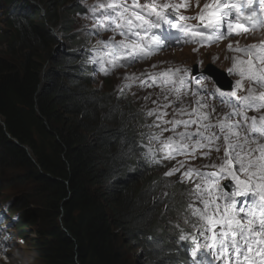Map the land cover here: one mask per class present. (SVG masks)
Here are the masks:
<instances>
[{
  "label": "trees",
  "instance_id": "16d2710c",
  "mask_svg": "<svg viewBox=\"0 0 264 264\" xmlns=\"http://www.w3.org/2000/svg\"><path fill=\"white\" fill-rule=\"evenodd\" d=\"M64 1L72 25L60 32L65 46L41 90L38 41L43 48L44 21L25 9L0 31V160L21 171L14 181L34 185L25 200H16L19 216L39 223L34 241L43 264H134L130 251L136 264H172L166 252L186 230L169 219H180L182 199L160 195L165 178L155 177L161 170L146 155L139 156L146 173L120 183L135 160L133 137L145 125L144 114L138 101L122 104L111 83L102 81L91 55L82 52L93 48L73 33L80 10ZM5 5L6 16H13L12 1ZM75 57L83 70L80 80L66 73ZM147 159L153 163L145 168ZM29 201L33 207L26 208ZM114 218L128 247L119 242L122 232L112 227Z\"/></svg>",
  "mask_w": 264,
  "mask_h": 264
},
{
  "label": "snow or ice",
  "instance_id": "6c2138e0",
  "mask_svg": "<svg viewBox=\"0 0 264 264\" xmlns=\"http://www.w3.org/2000/svg\"><path fill=\"white\" fill-rule=\"evenodd\" d=\"M181 6L187 7L186 4L158 5L155 0H149L144 5L138 0H132L131 4L127 0H98L95 6H91L93 16L100 12L93 25L97 34L110 30L124 37L116 41L114 36L104 40L98 35L95 45L98 56L104 51L100 62L111 58L113 67H119V55L130 57L131 63L137 58L151 55L153 45L159 49L164 41L180 39L172 37L171 33L167 36L153 33V29L161 27V22L170 28L178 27L193 42L201 44L215 43L234 32L240 35V29L247 33L249 28L264 25V0H213V3L204 5V10L198 17L178 16L179 21L200 20L199 24L192 26L174 22L178 15L176 10ZM144 10H147L148 18L142 14ZM153 15L155 20L150 19ZM244 21L250 22L249 27L243 26ZM225 26L226 32L223 30ZM141 32L151 35L145 39ZM197 37L199 40H196ZM229 50H232L231 45ZM256 50L257 45H246L243 49L250 54H254ZM259 52V55H255L258 63L249 59L239 61L237 65L234 60L233 68L229 69L230 72L238 73L241 80L251 81L253 87L247 90V95L237 96L236 92H232L228 99H222L223 104L232 108V112L223 114L224 119H217L213 123L212 113L215 108L210 112H203L202 109L207 105L199 100L195 101L198 107L189 106L190 110L178 105L171 120H164L167 112L150 109L146 113L161 122L154 121L153 124L145 125L150 130H158L157 134H152L151 131L146 134L149 144L156 141L159 145L155 151L164 154L155 163L172 160L179 154L195 156L197 149L207 148L209 151L202 153L205 157H209L213 150L219 153L223 148L224 151L220 164L201 166L215 171L204 172L188 168L183 172V177L193 184L188 190L190 199L185 208L184 223L198 232V236H180L181 241H192L189 264H264V42L259 45ZM160 75L167 76L168 73ZM161 83L167 84L169 81L164 79ZM257 85L261 91H257ZM236 86L241 87V81H237ZM164 99L167 100V96ZM167 107L171 105H158V108ZM253 108L261 114L248 117L247 111ZM233 115L242 116L244 123L232 121ZM179 116H187L188 119H178ZM193 126L195 130H192ZM181 127L183 131H177ZM165 131L172 134L164 137ZM218 141L222 143H217ZM152 151L150 148L149 152ZM182 167L183 162L164 175L172 176ZM228 178L234 182V187L225 191L226 186H222L220 181ZM192 197L196 203L192 202Z\"/></svg>",
  "mask_w": 264,
  "mask_h": 264
},
{
  "label": "bare ground",
  "instance_id": "6f19581e",
  "mask_svg": "<svg viewBox=\"0 0 264 264\" xmlns=\"http://www.w3.org/2000/svg\"><path fill=\"white\" fill-rule=\"evenodd\" d=\"M70 1V0H69ZM189 1V4L191 5V1ZM211 3H213V0H210ZM73 3V5H75V8L79 9V13H77V15L74 17L73 21H77L78 22V27L76 29V33H79V36L81 38H83L86 32L90 33V31L86 28H83V20L86 17V10L87 8L83 7L82 4L89 2V0H72L71 1ZM90 4V2H89ZM194 4L195 5H199L200 9L199 12L201 13L202 10H204V5L206 4L205 2H203V0H194ZM71 8V7H70ZM25 9H27L28 11H31V16L34 15V12L44 21V24H47L46 18L44 17V15H42L39 11V7L38 4L27 1V6L26 8H21L19 9V12L24 11ZM177 11V10H176ZM6 12H7V8L5 5V0H0V19H2L3 17L6 16ZM98 13V12H96ZM95 13V14H96ZM199 13V14H200ZM196 15L195 17L199 16ZM186 17H189L187 15H184ZM155 17V15H153L152 17H150V19H153ZM91 18L93 19V15L91 16ZM179 23H188L190 22V20L187 21H179L178 18L174 21ZM200 23L199 19H193L191 24L188 26H192V25H197ZM167 27L166 30L169 29V26H164ZM47 28V27H45ZM158 29H153L152 32L156 33L158 32ZM179 31V28H171V36L172 37H177L176 32ZM241 35L242 37H244L247 41H243L245 45L251 44L253 41L250 40L251 36L253 34H264V25H259L256 26L255 28H252V31L250 32V35H247V33H243L242 31ZM43 33L44 36L46 37V39L48 41H50V39H52V41H55L56 39L59 40L60 42L62 41V36L61 33L59 31H54L53 33H48L45 32V29L43 28ZM235 33V32H234ZM151 33L149 34H145L143 37L146 39L148 38V36H150ZM165 36H167L166 34H164ZM119 37H122L119 34ZM190 38V44H188L187 42H185L182 38ZM180 39L178 40H170L171 44L174 46L175 51H180L182 49L188 48L189 49V53L191 54L192 58L191 59H185L182 58L181 56H179V58H167L165 59L164 56L167 55V53L169 52V50H166L163 46L159 49H157L154 45L151 46L152 48V52L151 55H149L146 58H137L135 59V61L129 63V60L131 59L130 57H127L126 55H119L118 59H119V67H113V62L111 58H105L103 60V63L100 62V58L104 57V51H101L99 53V56L97 54V50L95 48V45L92 44L91 42V35L87 34V42L88 45L90 47H92L93 49L87 48L85 50H83L82 52H88L91 55V60L93 63H95L96 67L99 68L100 73L102 75L101 79L102 81H109L111 83L110 87L111 90L114 91L115 93H119L121 91L120 86H114L112 85L111 81H119L124 80V81H129V82H133L136 81V74L142 72L143 70H146L148 75H150L149 77L143 78V82H142V86L141 89H139L138 91H135L137 89V86H134V91L137 92L138 94H136V96H132V102H137L138 104L136 107L140 108L143 112H144V118H145V125H146V116H147V111L152 109L151 106L148 103V98L150 96L155 95L157 92L159 91H163L165 89V91H169L170 89L176 87V85H178L180 80H183L184 78H187L188 81H190V83H199L198 87H202V80H203V74L204 72L202 71V68L206 70V72L211 73V70L209 68V65L207 63L211 64L212 69L216 68L215 62H218L219 64H223L222 62L218 61V60H214L215 58L211 57V56H207L209 53V49L210 47H212V44H208L207 42H205L204 44H201L199 42H197L196 44H192L191 40L192 38L190 36H185L183 32L180 33ZM85 39V38H83ZM131 39H137L136 37H133ZM197 39V38H196ZM226 42H222L227 44L230 43V37L226 36L225 38ZM165 42V41H164ZM163 42V43H164ZM262 42H264V37L261 40H256L253 45H260ZM204 47V48H201ZM197 51L199 52V54H197ZM243 58V57H241ZM240 58V59H241ZM62 59V58H61ZM152 60H155V62H153ZM44 62L45 64H47L48 59L44 58ZM258 62V61H256ZM144 63H147V66H143ZM156 64V67L154 68V70H149V68L153 65ZM181 64H184V67H180ZM125 66V67H124ZM225 66V65H224ZM113 68H115V70H113ZM109 69H111V71H109ZM121 70L124 69H131L132 73H130L129 75H120L121 73L119 72ZM177 69L179 71H177ZM170 70V71H169ZM194 71L195 74H197V78L196 80H194L193 76H191L190 72ZM161 73H168L167 76H161ZM190 77V78H189ZM153 78H155V83H158L157 86L153 85ZM167 79L169 81V83L167 84H162L161 80ZM149 81V82H147ZM207 84V81L205 83V85ZM147 85V86H144ZM237 85V84H236ZM236 85H234L233 83V79L231 76H229L226 72V67H225V71L224 74L220 77V79H217L216 81H212L211 83V87L212 89L210 90L209 94L210 95H223L222 98H224L226 96V92L235 90V91H243V90H247L248 88L253 87V84L251 81L245 79V82L242 83L241 87H237ZM259 86H256V89ZM145 97H147V99H145ZM176 97V95L174 96ZM134 99V100H133ZM179 104L175 103L174 107L172 106L170 109L171 111L175 110L177 108ZM180 106V105H179ZM157 111L160 112H167V111H162L164 110L163 108H160V110H158L157 108H155ZM173 109V110H172ZM168 113V112H167ZM167 116V115H166ZM248 117H251L248 115ZM161 123V122H160ZM151 131L152 134H157V129L156 128H152L151 130L148 127H143L141 129L140 132L135 133L134 137H133V145L137 146L138 148H136V150L140 149L141 153L136 154V156L134 158H139V156H148L149 158L153 159V160H160L161 157L164 155L162 152H157L155 151L159 145L157 144L156 141H153L151 144H149V139L148 136L146 134H148ZM163 136H166V133H163ZM153 149L152 152H149V149ZM207 152V151H206ZM201 157H203L204 159H208V157H205L203 154H201ZM140 159V158H139ZM138 160H136L135 162H137ZM133 162V163H135ZM142 162V163H141ZM140 163L141 166H144V163L142 161V159H140ZM172 164V160H163L162 163H157L158 167L161 170V173L163 174L164 172H168L169 170H171L170 165ZM214 164V163H212ZM209 165V164H208ZM153 168V167H152ZM153 170V169H152ZM172 180V176H165V185L162 187V193L160 195H164V193H167V195H164V197H168L171 194H173L176 198H181L182 195L184 194V188L183 186H179L178 188L174 189V190H169L168 186H169V182ZM15 185L16 187L19 188L20 190V184L16 181L11 180V184L10 186H6L7 189L8 188H14ZM5 189L4 187L0 184V215L3 217V221L7 220L8 224L4 223V227L7 229V231L12 235V241L14 240H20L23 241V243L25 244V247L27 250H29L33 256H35L40 264H43L41 259L37 256V252H38V245H36V241H34L37 238V232L39 230V223H34V224H27L25 222L22 221V219L20 218L19 214H20V208H18L19 203L16 202V200L18 199V192L16 190V192L14 194L11 195H7L5 196ZM2 196V198H1ZM22 198V197H21ZM7 199L11 200L13 202V204H9L7 202ZM25 207L26 208H31V204L30 203H25ZM3 209V210H1ZM4 211L5 213L3 214ZM186 215L185 213V208H183L182 205V214L179 216L180 219L176 220V219H169V223H178L181 224L184 228H185V232L181 233L178 237V241L173 245L172 249L168 252H166L169 255H172L173 253H178V256L172 257L171 256V263L172 264H179L181 261H183V264H189V260L188 258L191 257L190 256V248L192 245V241H181L180 240V236L181 235H186V236H198V232L196 229H193L190 227L189 224H185L184 223V216ZM38 226V227H37ZM202 239V238H201ZM21 244V243H20ZM16 247V246H15ZM17 249V248H14ZM4 255L0 254V258H3ZM17 258V257H15Z\"/></svg>",
  "mask_w": 264,
  "mask_h": 264
},
{
  "label": "clouds",
  "instance_id": "9594fccd",
  "mask_svg": "<svg viewBox=\"0 0 264 264\" xmlns=\"http://www.w3.org/2000/svg\"><path fill=\"white\" fill-rule=\"evenodd\" d=\"M11 1H12L13 5H14L13 6V8H14L13 9V16L7 15V16H5V17H3L1 19V21H0L1 22L0 23V31L7 29V24H8V20L9 19H11V20H17L16 19V14L18 13L19 9L26 8L27 1H30V2H33V3L38 4L40 13L42 15H44V17L46 18V21H47V24H44V26L42 28L45 29V32L51 33V26L49 25L50 24V22H49V14H48V10H47V7H46V1L47 0H18L19 2H17V3L16 2H13V1H16V0H11ZM69 6L70 5L66 6V13H63L60 16L59 25H61V26H67L69 24V22L71 21V16H70V12H69L70 11ZM29 20H32L31 17H27V22ZM45 27H47V28H45ZM53 28H55V30H57L59 32H65L63 30V28H60V27H57V26H54ZM73 29L75 30V26H73ZM42 38L44 39V44L43 45L45 46V44H48L50 46V48H51V52H50V56L48 57L49 66L47 68L45 66L44 58L42 59L41 56L39 55L40 56L39 57L40 58V72H39L38 76L40 75V78L41 79H39V83L41 85L38 87V90H41L43 88V86L45 85L44 84V79H45L48 71L51 68L52 62L54 60V57H55L57 51L58 52H61V46H65V43L60 42L57 39L55 41H48L45 36H43ZM42 41L43 40H39L38 41V46H40V48H42ZM223 42H226L225 39H223ZM223 42H222V40H219V41H217L215 43H211V44L215 48H218L217 51H222V50L224 51V49H225V47L227 45H225V47H224ZM75 47H77V43H76ZM201 48H204V47H201ZM72 49L73 48L70 47V49L67 50V52L71 51ZM45 51H46V49L44 50V52ZM169 51H175L174 46H172ZM212 51L214 52L212 54H216L215 53L216 52L215 50H212ZM209 53H210V51H209ZM197 54H199L198 51H197ZM64 59H66V56L64 57ZM77 59H78L77 57L73 58L72 61H71L72 65H71L70 69H66V71H67L66 73L70 77H72L73 80H80V79H82V78H80L81 77L80 76V71L82 69H78L77 68V66H78L77 65ZM233 59H234V55H232L231 53L227 55V53H226L225 55L222 54V57L221 58L215 57L214 60H218L220 62H228V61H230V62L225 63V64H219L218 62L214 61L215 62V65H216V68H214V69H212L210 63H207V64L209 65V68L212 69L213 71H219V72H222V74H224L225 67H226V70H227V68L234 61ZM42 68H44L45 71H42ZM202 70H205V69L202 68ZM197 76H198L197 74L193 75L194 80H196ZM88 78H91V77H88ZM91 79H92V86L93 87H96V88L99 87V84L98 83H94V78H91ZM232 79H233L234 85H236L237 84V78L234 77V76H232ZM212 81H215V80L213 79ZM212 81H207V84L204 85V87L200 88L197 91H195L193 85L191 87H184V94H187V93H189V94L188 95H183V96L178 95L179 96V100L184 101V103H186V101H190L192 103V99L196 98V100H199L201 103L207 105L205 98H206V95L209 94V91L212 89V87H211ZM180 82H182L181 84H183V86H186V84L188 83V80H187V78H184L183 80H180L179 83ZM157 84L158 83H155L153 85L154 86H157ZM132 89H134V88H129V91L130 92H128L126 90L120 91L118 93L119 99L118 98H116V99L119 102H121L122 104L123 103H129L132 100V96H135L136 94H138L137 92H135ZM165 89H166V87H165ZM165 89L163 91L157 92L155 95L150 96L148 98L147 101H148V103H149V105L151 106L152 109L157 108L158 110H160V108H158V105L163 106L165 104H169V105H171V107L172 106L174 107V104L177 102V99H174V98L177 97L176 87L170 89L169 91H165ZM230 92H236V93H238V91H235V90H232V91H229V92H226V93H230ZM240 93H247V90H243ZM175 95H176V97H174ZM165 96H167V98H168L167 100L164 99ZM153 101H157V103H153ZM177 104H179V103H177ZM179 105H181V104H179ZM171 107L163 108L164 110H162V111H167L168 112V115L167 116H164V120H171V118H170V115H171L170 114L171 113V109L170 108ZM206 107H208V105ZM158 112H160V111H158ZM143 114L144 113L142 112L141 116ZM260 114L261 113H258L257 112L255 114V116H259ZM249 116L252 117V115H249ZM239 117H242V116H239ZM154 121L156 123H160V121H156L155 116H146V125L153 124ZM140 122L143 125L142 118H141ZM163 126L164 127H168V128L171 127V125H163ZM143 127H146V126L143 125ZM177 131H183V128L181 127L179 129H177ZM164 133H166V136L165 137H167V136H169V135L172 134L171 132H168V131H165ZM14 143H16V142H14ZM136 148H138V147L137 146H134L135 156H136V154L141 153V150L140 149L136 150ZM203 152H206V151H204V150L203 151H198V149L196 150V153H200L199 156L196 157V160H195V157H191L190 155H185V154L176 155L175 158L172 159V164L170 165V168L171 169L179 167V165H180L181 162H183V164H184V167L180 168L179 171L175 172V174L172 175V180L169 182V186H168L169 190H174V189L178 188L179 186H183V188H184V194L181 197V199H182L181 204L183 205V208H186V206H187V204L189 202L190 197L188 195V190L190 189V185L192 184L191 181H189L188 179H185L183 177V172L186 169H188V168L201 169V166H199V165L196 167V161L199 162L202 159L203 160H206L203 157H201V154ZM199 158H202V159L199 160ZM210 159H212V158L208 157V160H210ZM136 160H138V161L135 162ZM134 162L135 163H133L128 168V178H126L125 181H122L120 183H126L128 179H130L133 176H137L139 173H146L143 170L144 169V166L143 167L141 166V163L142 162L140 163V159L138 157L135 158ZM146 162L147 163L145 164V168H148L153 163L150 159H147ZM208 164L209 163H207V165ZM205 169L206 170H209V168H205ZM14 171H17V173L16 172L14 173ZM20 172L21 171L16 170V166L13 165L12 163H7L6 164V163H3L0 160V173L3 174L4 176H6V178H4V180L0 183L4 187V189L6 190V195L5 196L8 195L7 187L6 186H10L11 180H13L17 176H20V175L23 176V174H19ZM165 173L166 172H164L163 174H160V175L155 174V177H159L162 180H164V178H165V175L164 174ZM148 174H150L149 171H148ZM182 180H183V182H181ZM145 181H146V179H143L142 181H140L138 186L140 187L141 185H143ZM227 184H228V179L225 180V182L223 183V186H226V187H224V190L225 191H229L232 188V187H227ZM13 186H14V189L17 190V192H18V199L20 201L25 200L31 194V191L34 188V185L32 183H24V184H22V182L20 183V190L19 191H18V189H19L18 187H16L15 185H13ZM109 187L111 188L112 186L109 185ZM21 197H22V200L20 199ZM1 198H2V196H1ZM191 199H192V202L193 203H196L195 202V199L193 197ZM7 202L9 204H11V205L13 204V202L11 200H9V199H7ZM29 203L32 206V201H29ZM4 223L5 224H8V221L7 220H4L3 221V217L0 215V254H3L4 255L3 258H0V264H26V263H31L32 262V259H31L29 253L23 252L20 255H17L16 249H14L11 246V243H10L11 238H12V235L4 227ZM112 227L117 228L118 231L121 230V229H123L119 225H116V219L115 218H114V223H113ZM121 232H122V230H121ZM119 242H121L124 247H128L129 246V243H128V241H127V239H126V237H125V235H124L123 232H122V237L119 240ZM129 256H130V259L132 260V262L134 264H136V259L132 256L131 251L129 252ZM171 256L176 258L178 256V253H173L172 255H168L167 257L168 258H171ZM14 257H17V258L14 259ZM12 260H14V263H12ZM188 260L190 261L191 260V257H189ZM179 264H183V261H181Z\"/></svg>",
  "mask_w": 264,
  "mask_h": 264
},
{
  "label": "rangeland",
  "instance_id": "374dc122",
  "mask_svg": "<svg viewBox=\"0 0 264 264\" xmlns=\"http://www.w3.org/2000/svg\"><path fill=\"white\" fill-rule=\"evenodd\" d=\"M70 1H72V0H70ZM145 1L146 0H138V2L141 5H144ZM89 2H90V4H89ZM89 2L82 4L83 7L87 8L86 17L83 20V26L82 27L88 29L90 31V33H92L91 34V42H92V44L96 45L98 35H99V38L104 39V40H108L110 37H113V36H114L116 41L124 39L123 36L119 37V33L118 32L117 33H113L110 30L109 31H104V32H102L100 34H97L96 28L93 27V25L96 24L97 19L100 16V12L98 11V13H96L95 16H93V19H92L91 16L93 15V13L91 11V6H95L98 3V0H89ZM127 2L129 4H131L132 0H127ZM155 2L158 5H163V4H166V3L167 4H177V5L186 4L187 7L181 6V7H179L177 9V14H178L177 18H178V16H184V15L189 16L188 12H190L191 5L189 4V1H187V0H155ZM203 2H205L206 4H211L210 0H203ZM68 5H70V4L66 3L64 0H47L46 1V7H47V10H48V14H49V22H50L49 25L51 26V33L56 31L55 28H53L54 26L63 28L64 31H67L71 27L72 21H70L67 26L59 25L60 16H61V14L66 13V6H68ZM199 9H200L199 5L198 6L194 5V7H193L194 17L200 13ZM137 11H141V10L137 9ZM52 12H55L57 15L55 17H53L52 16ZM142 14H144L146 16V18H148L147 17V10H144L142 12ZM152 20H155V17ZM0 21H1V19H0ZM72 29H73V27H72ZM73 33H76V30ZM144 35H145V33L141 32V36L143 37ZM86 37H87V35H86ZM263 37H264V34H259V33L258 34H253L251 36L250 40H261ZM131 38H133V37H129V39H131ZM50 41H52V39H50ZM223 45H224V47H225V45H227L225 47L224 51L223 50L222 51H217L218 48H215L214 46L210 47V49H209L210 53H208L207 56H211L213 58H215V57L221 58L222 54H224V55L226 53H227V55L230 54L231 52L229 50V45L225 44V43H223ZM45 46L43 48H40V46H39V49H38L39 55L41 56L42 59L43 58H47L48 59V57L50 56V52H51L50 46L48 44H45ZM45 49H46V51L44 52ZM212 50H215L216 54H212V53H214ZM179 56H181L182 58H185V59H191L192 58L191 54L189 53V49L188 48L182 49V50L177 51V52L176 51H169L167 53V55L164 56V58L165 59H167V58H179ZM237 59H240V58H237ZM233 60H236V59H233ZM152 61L155 62V60H152ZM228 62H230V61H228ZM228 62H222V63L225 64V63H228ZM143 66H147V63H144ZM155 67H156V64L154 63L149 68V70L152 71V70H154ZM180 67L181 68L184 67V64H181ZM113 70H115V68H113ZM42 71H45L44 68H42ZM109 71H111V69H109ZM119 72L121 73L120 75H129L130 73H132V70L131 69H124V70L120 71V69H119ZM146 73H147V71L143 70V73L140 72V73L136 74L135 75L136 76V81H133V82L124 81V80H121V79L119 81H111V82H112V85H114V86H118V87L120 86L121 91L126 90V91L130 92L129 88H134V86H137V89L135 91H138L139 89H141V86H142L141 84L143 82L142 81L143 78H146V77L150 76V75H148ZM147 82H149V81H147ZM125 85H130V87H124ZM132 90H134V89H132ZM16 170H18L17 167H16ZM15 172L17 173V171H14V173ZM18 191H19V189H18ZM4 192L6 194V190ZM7 192H8L9 195H11V194H14L16 192V190L14 188H8ZM1 210H3V209H1ZM2 212H3V214L5 213L4 211H2ZM12 239L13 238H11L10 243H11V246L13 248H17L16 249L17 255H20L23 252L30 254L32 262L31 263H26V264H40L39 260L35 256H33V254L29 250L26 249L25 244L23 243V241H20L18 239L12 241ZM14 259H15V257H14ZM12 263H14V260H12Z\"/></svg>",
  "mask_w": 264,
  "mask_h": 264
},
{
  "label": "water",
  "instance_id": "95a60500",
  "mask_svg": "<svg viewBox=\"0 0 264 264\" xmlns=\"http://www.w3.org/2000/svg\"><path fill=\"white\" fill-rule=\"evenodd\" d=\"M168 41V40H167ZM173 45L168 43V42H164L163 43V47L166 49V50H170V48L172 47ZM242 61H246V60H242ZM237 65H238V62H237ZM233 68V67H232ZM211 70V73H208L206 72V70H202L204 72L203 74V80H202V87H204L206 81H212L213 79L216 81L217 79H220V77L223 75L222 72H219V71H213L212 69ZM192 73V74H191ZM191 76L192 77L193 75H195L194 71H191L190 72ZM237 75V81H241V76L238 74V73H235ZM189 77V78H190ZM182 82H180L177 86H176V91H177V96L180 95V96H183V95H188L189 93L187 94H184V87H191L192 85L194 86V89L195 91L199 90L200 88L202 87H198V84L197 83H190V81H188V83L186 84V86H183V84H181ZM258 91H260L258 89ZM206 92V91H205ZM232 93V92H230ZM230 93H226V95H228V97H225V98H222V99H228L229 98V94ZM203 94V93H202ZM237 96H243V95H247V93H236ZM160 96V95H159ZM174 99H177L174 98ZM206 103L208 105V107H204L202 109L203 112H210L212 110V108L214 107L215 108V112L212 113V122L215 123L217 119H224V113H227V112H232V108L223 104L222 103V99H216V96L214 97H211L210 94H207L206 95ZM233 100H235V97L232 98ZM196 98L192 99V103L190 101H186V103H184V101L182 100H179L177 99V102L176 103H179L181 104L180 106L181 107H184L185 109H189V106H191V108H197V104L195 103ZM173 112L174 111H171V115H170V118L173 119ZM257 113V111L255 110V108L247 111L246 115H252V116H255V114ZM178 119H184V120H187L188 117L187 116H179L177 117ZM241 121L242 124L244 123L243 121V118L242 117H233L232 116V121ZM192 130H195V126H193V129ZM241 135H243V133H241ZM217 143H222V141H218ZM209 151L207 148L205 149H198V151ZM212 154H210V160L206 159V160H203L202 158H199L202 159L201 161L197 162L196 161V167L199 165V166H202V165H207V163L209 164H212V163H215V164H220L223 157H224V151H223V148H221V151L219 153H217L216 151H211ZM200 153H195V156H191V157H195V160H196V157L199 156ZM214 157V158H213ZM215 159V160H214ZM201 171H204V172H212V171H215V169H212V168H209V170H206L205 168H202L200 169ZM243 178V176L241 177ZM225 180L227 179H223L220 181L221 185L223 186V183L225 182ZM193 187V185L191 184L190 185V189ZM227 187H234V182L230 180V178H228V184H227ZM194 198V197H193Z\"/></svg>",
  "mask_w": 264,
  "mask_h": 264
}]
</instances>
